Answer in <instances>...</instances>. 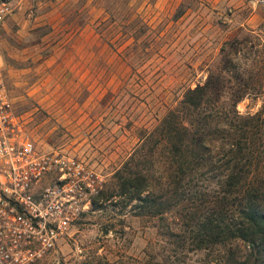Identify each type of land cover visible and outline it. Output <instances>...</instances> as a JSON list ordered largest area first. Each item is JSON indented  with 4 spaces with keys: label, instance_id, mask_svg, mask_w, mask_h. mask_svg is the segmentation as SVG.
I'll list each match as a JSON object with an SVG mask.
<instances>
[{
    "label": "rangeland",
    "instance_id": "obj_1",
    "mask_svg": "<svg viewBox=\"0 0 264 264\" xmlns=\"http://www.w3.org/2000/svg\"><path fill=\"white\" fill-rule=\"evenodd\" d=\"M263 24L264 1L17 0L0 27V76L20 134L81 159L103 192L34 264H236L248 253L239 239L193 248L191 223L136 213L112 172L183 87L204 79L225 41L243 46L240 62L251 41L263 47ZM259 104L243 97L235 107ZM216 177L197 183L211 188Z\"/></svg>",
    "mask_w": 264,
    "mask_h": 264
},
{
    "label": "trees",
    "instance_id": "obj_2",
    "mask_svg": "<svg viewBox=\"0 0 264 264\" xmlns=\"http://www.w3.org/2000/svg\"><path fill=\"white\" fill-rule=\"evenodd\" d=\"M256 45L245 46L240 62L243 46L225 41L204 79L183 87L112 172L117 195L134 200L136 213L158 219L174 213L180 224L191 223L193 248L244 242L248 253L236 264H264V46ZM243 97L260 104L242 113L235 104ZM199 174H216L214 186H200ZM101 199L97 190L91 206Z\"/></svg>",
    "mask_w": 264,
    "mask_h": 264
},
{
    "label": "built area",
    "instance_id": "obj_3",
    "mask_svg": "<svg viewBox=\"0 0 264 264\" xmlns=\"http://www.w3.org/2000/svg\"><path fill=\"white\" fill-rule=\"evenodd\" d=\"M262 2L264 0H251ZM17 0H0V27ZM0 76V264H34L91 205L97 174L20 134Z\"/></svg>",
    "mask_w": 264,
    "mask_h": 264
}]
</instances>
